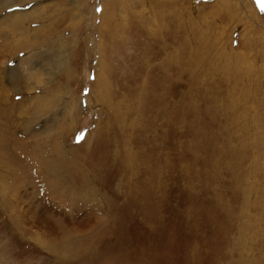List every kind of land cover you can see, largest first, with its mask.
Listing matches in <instances>:
<instances>
[{
  "label": "rangeland",
  "instance_id": "1",
  "mask_svg": "<svg viewBox=\"0 0 264 264\" xmlns=\"http://www.w3.org/2000/svg\"><path fill=\"white\" fill-rule=\"evenodd\" d=\"M109 1L0 0V264H264V0Z\"/></svg>",
  "mask_w": 264,
  "mask_h": 264
},
{
  "label": "bare ground",
  "instance_id": "2",
  "mask_svg": "<svg viewBox=\"0 0 264 264\" xmlns=\"http://www.w3.org/2000/svg\"><path fill=\"white\" fill-rule=\"evenodd\" d=\"M121 1L122 0H110L109 1L110 10L107 11V18H109L108 20L110 21V23L107 24L109 21L105 22V24H107V25H103L102 27H100V34L106 36V38H108V39H111V38L114 39L115 37H117L118 32L120 33V27L116 25V21L118 20L117 10H118L119 6L121 4H123ZM151 1L152 0H136L135 5L139 6V7H143V10L140 12H135L134 14L130 13L128 18L126 17L128 19V21L131 18H133L139 24L143 23V24L147 25L148 27L146 29L147 30L146 33L149 37H155L159 30H163L164 28L167 29L166 28L167 23H169L173 28H176V30L179 32L178 29L180 28L179 27L180 23L183 19H185L184 11H182L183 4H185V3H183L184 1L179 0V1L172 3V4L169 2L168 3L167 2H156L155 0H153L152 2ZM147 3H148V6L146 8H144V6H146ZM14 6H12V7H14ZM105 11H106V9L104 11H102L101 15H103ZM146 13H148V14H146ZM13 16H10L13 18H9V20H8L9 24H10L8 26L9 30H14V29L20 27L24 21L29 20L32 17L31 15H23V14H19V15L15 14ZM122 21H123V19H122ZM158 34H160V33H158ZM22 46L25 47L24 42H23ZM179 47L180 46H178L176 48L177 51H178ZM227 75H228V73H227ZM229 104L230 103H228V105ZM228 126H230V125H228ZM58 144H57V146H58ZM226 159H227L226 166L231 167L233 164H230L229 161H233L234 159H236L235 152H234L233 156L229 153L228 157ZM252 174L253 173H249V175H247V176L250 177V176H252ZM243 177L244 176H242V178H240L239 180L233 181L232 187L230 188V189H232L231 191H233L234 193H237L238 195H240L242 197L244 196L243 202H242L241 207H240L241 215L244 214L245 208H247L248 206L250 207V205L251 206L257 205L258 207L255 209L258 210V209H262V206L264 204L263 201H260L257 199L258 197H257L256 185L255 186L246 185V183H245L246 180ZM253 228H255V227H253ZM255 229L257 230L259 228L257 227ZM256 234H258V232ZM49 251L53 252L54 254L56 253L54 250L52 251L51 249Z\"/></svg>",
  "mask_w": 264,
  "mask_h": 264
}]
</instances>
